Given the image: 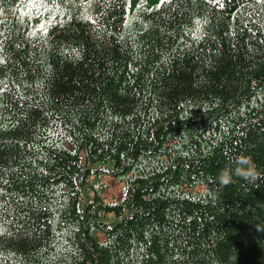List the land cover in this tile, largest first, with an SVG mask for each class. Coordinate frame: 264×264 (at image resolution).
<instances>
[{
  "label": "trees",
  "instance_id": "obj_1",
  "mask_svg": "<svg viewBox=\"0 0 264 264\" xmlns=\"http://www.w3.org/2000/svg\"><path fill=\"white\" fill-rule=\"evenodd\" d=\"M0 264H264V0H0Z\"/></svg>",
  "mask_w": 264,
  "mask_h": 264
},
{
  "label": "clouds",
  "instance_id": "obj_2",
  "mask_svg": "<svg viewBox=\"0 0 264 264\" xmlns=\"http://www.w3.org/2000/svg\"><path fill=\"white\" fill-rule=\"evenodd\" d=\"M231 176H239L248 184L255 185L258 179V172L254 162L250 158L238 156L231 160L218 175L219 182L226 184L230 182Z\"/></svg>",
  "mask_w": 264,
  "mask_h": 264
},
{
  "label": "rangeland",
  "instance_id": "obj_3",
  "mask_svg": "<svg viewBox=\"0 0 264 264\" xmlns=\"http://www.w3.org/2000/svg\"><path fill=\"white\" fill-rule=\"evenodd\" d=\"M112 168V164L107 165ZM99 165H96V168ZM102 185L105 187V191L102 194V198L106 203H115L122 198L124 187L123 184H118L113 178L109 176H103Z\"/></svg>",
  "mask_w": 264,
  "mask_h": 264
},
{
  "label": "snow or ice",
  "instance_id": "obj_4",
  "mask_svg": "<svg viewBox=\"0 0 264 264\" xmlns=\"http://www.w3.org/2000/svg\"><path fill=\"white\" fill-rule=\"evenodd\" d=\"M199 23H200V22H199V21H197V30H199Z\"/></svg>",
  "mask_w": 264,
  "mask_h": 264
},
{
  "label": "bare ground",
  "instance_id": "obj_5",
  "mask_svg": "<svg viewBox=\"0 0 264 264\" xmlns=\"http://www.w3.org/2000/svg\"><path fill=\"white\" fill-rule=\"evenodd\" d=\"M2 213V212H1Z\"/></svg>",
  "mask_w": 264,
  "mask_h": 264
}]
</instances>
